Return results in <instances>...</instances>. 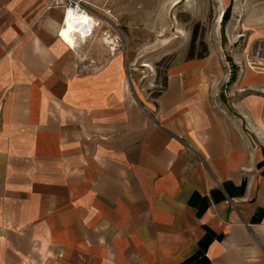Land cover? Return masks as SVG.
Returning <instances> with one entry per match:
<instances>
[{"label":"crops","instance_id":"1","mask_svg":"<svg viewBox=\"0 0 264 264\" xmlns=\"http://www.w3.org/2000/svg\"><path fill=\"white\" fill-rule=\"evenodd\" d=\"M51 3L0 0V264H264V153L215 73L131 97L117 49L80 70Z\"/></svg>","mask_w":264,"mask_h":264},{"label":"rangeland","instance_id":"2","mask_svg":"<svg viewBox=\"0 0 264 264\" xmlns=\"http://www.w3.org/2000/svg\"><path fill=\"white\" fill-rule=\"evenodd\" d=\"M82 1L97 22L73 50L59 40L74 55L97 60L116 41L131 97L150 101L166 71L186 62L192 41L193 57H204L190 61L216 74L221 114L264 153V0Z\"/></svg>","mask_w":264,"mask_h":264},{"label":"bare ground","instance_id":"3","mask_svg":"<svg viewBox=\"0 0 264 264\" xmlns=\"http://www.w3.org/2000/svg\"><path fill=\"white\" fill-rule=\"evenodd\" d=\"M96 22V19L89 15H79L68 9L63 12L59 40L73 50L75 46L91 36L93 33L91 30L94 31Z\"/></svg>","mask_w":264,"mask_h":264},{"label":"built area","instance_id":"4","mask_svg":"<svg viewBox=\"0 0 264 264\" xmlns=\"http://www.w3.org/2000/svg\"><path fill=\"white\" fill-rule=\"evenodd\" d=\"M51 6L61 10L62 12L69 9L73 13H77L79 15H89L93 17L92 14L87 10L85 3L82 0H52ZM91 32L94 31L91 30ZM89 37L90 36H88L87 38ZM111 43L112 45L108 47V51L110 53H113L117 49V46L115 45L116 41H111ZM79 68L81 71L89 72L93 71L96 68V64L92 60H81Z\"/></svg>","mask_w":264,"mask_h":264},{"label":"trees","instance_id":"5","mask_svg":"<svg viewBox=\"0 0 264 264\" xmlns=\"http://www.w3.org/2000/svg\"><path fill=\"white\" fill-rule=\"evenodd\" d=\"M191 44H192V41H191V43H190V49L188 50V54L186 55V61H190V60H192V59H196V60H200V59H202L204 56H195V57H193V55L191 54L192 53V47H191ZM163 82H164V78H163V80H162V83H160V84H163Z\"/></svg>","mask_w":264,"mask_h":264}]
</instances>
